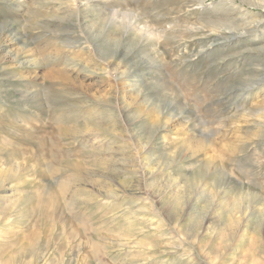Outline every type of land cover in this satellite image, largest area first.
<instances>
[{
	"label": "rangeland",
	"instance_id": "1",
	"mask_svg": "<svg viewBox=\"0 0 264 264\" xmlns=\"http://www.w3.org/2000/svg\"><path fill=\"white\" fill-rule=\"evenodd\" d=\"M251 4L0 0V264H264Z\"/></svg>",
	"mask_w": 264,
	"mask_h": 264
},
{
	"label": "bare ground",
	"instance_id": "2",
	"mask_svg": "<svg viewBox=\"0 0 264 264\" xmlns=\"http://www.w3.org/2000/svg\"><path fill=\"white\" fill-rule=\"evenodd\" d=\"M236 3V2H235ZM253 3L256 5V6H258V7H261L260 9H262L261 11H264V0H253ZM225 4H228L229 5V3L228 2H225ZM254 4H251L252 6L254 5ZM230 7H232V5H229ZM250 7V6H249ZM227 8V7H226ZM251 8V7H250ZM230 9V8H229ZM237 11H239L240 10V12H241V9H242V13L244 14V17H245V15L247 16L248 15V13L250 12L249 11V8H245V9H243V6H237ZM231 10L232 11H234V9L233 8H231ZM237 13V12H236ZM257 18V17H256ZM253 22V21H252ZM259 22H261V20H258L257 19V21L255 22L256 24H259ZM253 25V24H252ZM250 26V25H249ZM257 27H259L258 25H256ZM251 29V28H250ZM212 30V29H211ZM256 30V29H255ZM243 31V30H242ZM252 31V30H251ZM225 39V38H224Z\"/></svg>",
	"mask_w": 264,
	"mask_h": 264
}]
</instances>
